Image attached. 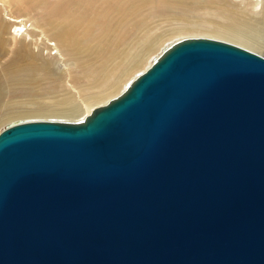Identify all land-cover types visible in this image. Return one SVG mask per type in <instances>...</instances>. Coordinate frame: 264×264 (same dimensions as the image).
<instances>
[{"label":"water","instance_id":"obj_1","mask_svg":"<svg viewBox=\"0 0 264 264\" xmlns=\"http://www.w3.org/2000/svg\"><path fill=\"white\" fill-rule=\"evenodd\" d=\"M0 264H264V56L179 39L82 120L3 127Z\"/></svg>","mask_w":264,"mask_h":264},{"label":"bare ground","instance_id":"obj_2","mask_svg":"<svg viewBox=\"0 0 264 264\" xmlns=\"http://www.w3.org/2000/svg\"><path fill=\"white\" fill-rule=\"evenodd\" d=\"M159 3L156 9L151 0H63L50 9L53 23L49 30L40 29L30 19L8 17L13 36L9 40L4 39L0 23V60L6 53L1 47H13L12 56L1 64L0 125L16 119L82 120L95 107L121 93L130 77L144 69L149 58L176 36L196 34L264 56V0H160ZM140 15L141 19L136 18ZM126 17H133V22H126ZM158 21L172 27H159ZM91 29L97 31L100 40L96 46L109 53L105 62L87 63L79 59L91 53L85 41ZM26 37L35 45L46 44L48 57H43L36 47L24 49L21 41ZM129 39L128 45H118ZM22 50L27 52L24 57L17 56ZM65 56L78 57L75 69L70 72L64 68ZM59 61L63 70L58 67ZM20 63L27 72L14 75ZM40 73L47 85L35 90L36 82L31 75ZM6 79L14 80L19 99L5 101L16 95L5 94Z\"/></svg>","mask_w":264,"mask_h":264},{"label":"rangeland","instance_id":"obj_3","mask_svg":"<svg viewBox=\"0 0 264 264\" xmlns=\"http://www.w3.org/2000/svg\"><path fill=\"white\" fill-rule=\"evenodd\" d=\"M63 0H0V23H2L3 27H4V39H11V32H12V28H10V26L7 24V18L10 16H16V17H22V18H26V19H30V22H35V24L38 25V27L40 29L43 30H49L50 29V24L53 23L51 18H50V9L52 6L60 4ZM152 1V5L156 6V9L159 6V2L160 0H151ZM157 1V2H156ZM233 3V2H232ZM236 4V3H235ZM143 15L137 16L136 18L141 19ZM204 17V15H203ZM124 20L128 23L133 22V17H126L124 18ZM55 23V22H54ZM160 26L166 25L167 28H171L172 25L169 24H163L161 23V21H158L157 23ZM92 30V29H91ZM50 32V31H49ZM147 32H153V30L151 31H147ZM38 36V35H36ZM199 35L196 34H184L181 36H176L170 40H168L159 51H157L156 53H154L148 60V62L146 63V66L144 69L135 72L131 77L130 80L128 82H130L131 80H133L138 74H140L141 72H143L144 70H146V68L148 67L150 61L152 62V60L157 57L160 52L170 43L177 41L179 39H184V38H191V37H197ZM13 38V36H12ZM20 39H23V37H20ZM86 41V48L88 50H91V53L89 54V56L85 55L84 57H80L79 59L81 61L87 62V63H98V62H105L108 58L109 53L107 51H102L99 47H97L96 45L100 43L99 38L97 37V31L96 30H92L89 34ZM131 41V39L129 40H122L118 45H128L129 42ZM17 43V42H15ZM22 43V47L26 50L28 49H35L34 47H36V49H38V51H41L44 55L43 57L47 58L48 57V53H47V46L46 44H34L33 41H29L26 37V39L21 41ZM30 43V44H29ZM13 45V44H12ZM3 48L4 51H6L5 54L1 55V60H0V72L2 71L1 68V64L8 58H10L12 56L11 54V50L13 49V47L11 45H8L6 47H1ZM47 48V49H46ZM94 49L96 50V53L94 52ZM14 51V50H13ZM264 54V50L262 51ZM24 53H27L25 51H20L17 53V56L24 57ZM13 57H16L15 55ZM76 58L78 59V57H70V56H65L64 59H66V63H67V67L66 68V72H70L71 70H74V63L76 61ZM60 60V59H58ZM21 61V60H20ZM23 63V62H22ZM22 63L19 64L18 67H16L13 71L14 75H21L25 72H27L25 70V68L22 66ZM58 67L63 70L62 66H61V61H59L58 63ZM151 64V63H150ZM150 66V65H149ZM69 70V71H67ZM36 82V87L35 90H38L39 88L46 86V78L43 74H37V75H31ZM127 82V83H128ZM5 83V87H4V91L5 94L7 95V93L12 92L16 95L13 96H9L7 98H5V101H13V100H17L19 99L20 94L17 92V87L14 85V80L13 79H6L4 80ZM126 83V84H127ZM125 88V87H124ZM124 90V89H123ZM120 94V93H119ZM118 94V95H119ZM117 96V95H116ZM115 96V97H116ZM114 98V97H112ZM111 98V99H112ZM110 100V99H109ZM108 100V101H109ZM107 101V102H108ZM25 120H29V119H16V120H11L8 123H3L2 125H0V130L5 127L6 125L13 123V122H17V121H25Z\"/></svg>","mask_w":264,"mask_h":264}]
</instances>
